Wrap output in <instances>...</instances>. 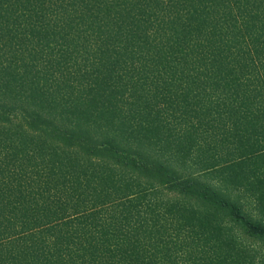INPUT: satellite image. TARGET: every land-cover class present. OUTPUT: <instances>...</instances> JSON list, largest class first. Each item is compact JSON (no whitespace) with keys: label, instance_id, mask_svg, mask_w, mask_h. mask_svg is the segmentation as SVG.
Here are the masks:
<instances>
[{"label":"trees","instance_id":"obj_1","mask_svg":"<svg viewBox=\"0 0 264 264\" xmlns=\"http://www.w3.org/2000/svg\"><path fill=\"white\" fill-rule=\"evenodd\" d=\"M0 264H264V0H0Z\"/></svg>","mask_w":264,"mask_h":264}]
</instances>
